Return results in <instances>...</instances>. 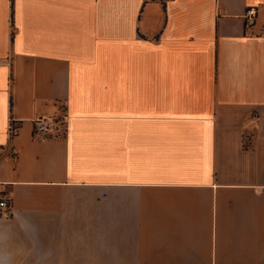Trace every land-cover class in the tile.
Instances as JSON below:
<instances>
[{"label":"crops","instance_id":"1","mask_svg":"<svg viewBox=\"0 0 264 264\" xmlns=\"http://www.w3.org/2000/svg\"><path fill=\"white\" fill-rule=\"evenodd\" d=\"M0 193V264H264V0H0Z\"/></svg>","mask_w":264,"mask_h":264},{"label":"built area","instance_id":"2","mask_svg":"<svg viewBox=\"0 0 264 264\" xmlns=\"http://www.w3.org/2000/svg\"><path fill=\"white\" fill-rule=\"evenodd\" d=\"M165 1V0H161ZM258 16V7L257 6H248L245 8L242 18L245 29H250ZM55 119H47L42 117H37L33 119L32 123V135H37L41 141H44L48 138L56 126ZM19 129L18 123L9 119L7 134L9 137L14 136ZM11 212L10 200L3 194L0 193V216L6 217L9 216Z\"/></svg>","mask_w":264,"mask_h":264}]
</instances>
